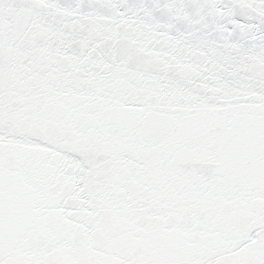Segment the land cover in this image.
I'll use <instances>...</instances> for the list:
<instances>
[{"label": "snow or ice", "instance_id": "1", "mask_svg": "<svg viewBox=\"0 0 264 264\" xmlns=\"http://www.w3.org/2000/svg\"><path fill=\"white\" fill-rule=\"evenodd\" d=\"M0 264H264V0H0Z\"/></svg>", "mask_w": 264, "mask_h": 264}]
</instances>
